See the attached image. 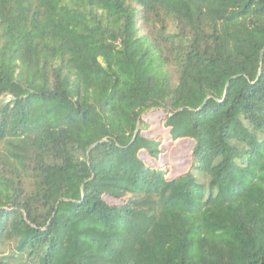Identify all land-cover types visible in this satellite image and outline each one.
<instances>
[{
  "label": "trees",
  "instance_id": "1",
  "mask_svg": "<svg viewBox=\"0 0 264 264\" xmlns=\"http://www.w3.org/2000/svg\"><path fill=\"white\" fill-rule=\"evenodd\" d=\"M0 264H264V0H0Z\"/></svg>",
  "mask_w": 264,
  "mask_h": 264
},
{
  "label": "rangeland",
  "instance_id": "2",
  "mask_svg": "<svg viewBox=\"0 0 264 264\" xmlns=\"http://www.w3.org/2000/svg\"><path fill=\"white\" fill-rule=\"evenodd\" d=\"M164 117L162 112H151L146 114L145 119L152 124V130L146 133L147 136L158 137L160 135L168 137V131L161 128V119ZM166 153L161 156L159 163L173 165L172 175L184 173L189 166L193 142L179 141L164 143Z\"/></svg>",
  "mask_w": 264,
  "mask_h": 264
}]
</instances>
